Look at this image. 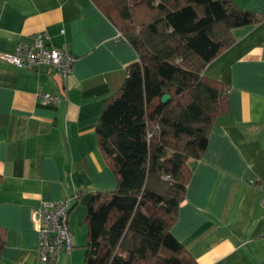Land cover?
Wrapping results in <instances>:
<instances>
[{"label":"crops","instance_id":"obj_1","mask_svg":"<svg viewBox=\"0 0 264 264\" xmlns=\"http://www.w3.org/2000/svg\"><path fill=\"white\" fill-rule=\"evenodd\" d=\"M232 1L264 16V0ZM39 32L76 61L61 82L47 68L0 59V263L44 264L35 211L77 196L68 215L72 248L56 264H81L87 204L117 185L98 149L96 125L137 57L91 0H0V53ZM232 35L233 44L204 69L227 87L228 112L210 129L202 157L188 160L191 177L170 228L197 264H264L257 187L264 184V20ZM38 92L64 101L43 104Z\"/></svg>","mask_w":264,"mask_h":264},{"label":"trees","instance_id":"obj_2","mask_svg":"<svg viewBox=\"0 0 264 264\" xmlns=\"http://www.w3.org/2000/svg\"><path fill=\"white\" fill-rule=\"evenodd\" d=\"M91 1L137 58L96 125L117 185L87 204L84 264H197L170 228L191 177L188 160L202 157L228 112L227 87L204 69L233 44L234 29L264 16L232 0Z\"/></svg>","mask_w":264,"mask_h":264},{"label":"built area","instance_id":"obj_3","mask_svg":"<svg viewBox=\"0 0 264 264\" xmlns=\"http://www.w3.org/2000/svg\"><path fill=\"white\" fill-rule=\"evenodd\" d=\"M121 37L120 34H118ZM0 59L18 68L40 70L47 68L65 82L72 74L76 58L65 49L54 47L46 32L34 34L31 42H19L11 53H0ZM37 98L46 105L58 106L64 96L51 93H37ZM257 185V184H256ZM260 206L264 212V184H259ZM77 196L57 202H43L35 211V225L38 234V257L44 264H56L60 253L72 248L68 229V215Z\"/></svg>","mask_w":264,"mask_h":264},{"label":"rangeland","instance_id":"obj_4","mask_svg":"<svg viewBox=\"0 0 264 264\" xmlns=\"http://www.w3.org/2000/svg\"><path fill=\"white\" fill-rule=\"evenodd\" d=\"M79 233V235H80V232H78ZM85 229H84V231H83V243H84V245H85ZM85 250V249H84ZM84 255H85V251H84ZM84 261H85V256H84V259H83V261H82V263L81 264H84Z\"/></svg>","mask_w":264,"mask_h":264},{"label":"water","instance_id":"obj_5","mask_svg":"<svg viewBox=\"0 0 264 264\" xmlns=\"http://www.w3.org/2000/svg\"><path fill=\"white\" fill-rule=\"evenodd\" d=\"M169 99L168 95H165L162 97V103H166V101Z\"/></svg>","mask_w":264,"mask_h":264}]
</instances>
